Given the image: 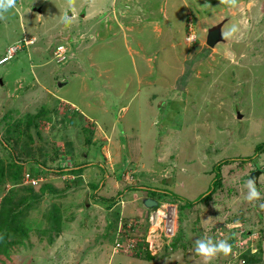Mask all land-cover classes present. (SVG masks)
I'll list each match as a JSON object with an SVG mask.
<instances>
[{
  "label": "rangeland",
  "instance_id": "1",
  "mask_svg": "<svg viewBox=\"0 0 264 264\" xmlns=\"http://www.w3.org/2000/svg\"><path fill=\"white\" fill-rule=\"evenodd\" d=\"M216 27L224 42L207 48ZM53 43L64 49L61 61ZM10 56L0 65V138L7 118L17 123L42 110L24 138L29 151L46 152L49 167L82 171L38 178L36 191L47 184L54 194L32 212L23 245L0 248V264H205L196 240L229 237L264 264V152L254 155L264 144V0H17L0 20V61ZM22 144L15 155L25 161ZM226 159L246 162L218 174ZM217 177L210 200L191 205ZM250 178L260 192L251 202ZM18 187L0 190V209L8 192L23 194ZM134 187L162 192L157 200L178 198H170L180 204L176 248L150 255L144 247L142 257L113 251L118 221L153 209L142 204L148 191ZM50 209L56 222L43 219ZM230 259L221 254L209 264Z\"/></svg>",
  "mask_w": 264,
  "mask_h": 264
},
{
  "label": "trees",
  "instance_id": "2",
  "mask_svg": "<svg viewBox=\"0 0 264 264\" xmlns=\"http://www.w3.org/2000/svg\"><path fill=\"white\" fill-rule=\"evenodd\" d=\"M44 116H45V112L40 110L36 115H33V116L29 115L25 118L24 121L19 120L17 123L16 121L8 122L9 121L8 118L6 119L5 130L1 134V138H0V151L2 152V154H7V159H3L0 156V190H2L6 184L19 185L20 187H18L19 189H17L16 191L17 192L22 191L21 193L23 194H18V196L16 195L13 196L14 194L13 193L14 190H13V191L8 192L7 196L3 198V203H2L3 205L0 209V248L4 247L6 249L7 248L9 249V247H13L18 244L23 245L24 241L28 239L29 232L32 231L31 226L33 225L35 226L34 223L29 221L30 217L32 216V212H34V210H36L39 207L38 206L39 201H41L42 197L45 194H54V190L51 185L45 184L44 186L40 187L38 191H36V188L32 185H22V179L25 176V174L34 178L35 180H39L38 178H40L41 175L45 172H48L55 176L60 177L64 174L78 176L82 171L81 169L82 167L77 168V166L63 167V166L58 165L56 166V168L49 167V165L46 163V157L48 155L46 152H42L38 150L36 153H34L32 151H29L30 149L29 147L31 146L27 145V141L24 138L27 137V131H29V128L32 125L36 126V124L34 123V119L43 118ZM21 124H24V128H22ZM20 141L23 143L22 145L25 148V151H24L25 152L24 155L26 156L24 158L26 159L25 161L20 160V158H18V156L15 155V152L19 147ZM86 142L91 143V137L88 138ZM7 152H10L11 156L8 155ZM263 152H264V144H260L256 147L254 155L263 153ZM54 157H55V154L53 155V159H55ZM58 158H57L58 161L56 162L61 163L62 161H64V158H61L59 156ZM236 161L246 162V159H243V160L242 159L240 160L226 159L218 163L214 168L215 170H217L219 174L221 167L234 163ZM26 165L28 166V171H25L24 169ZM81 166L88 167L90 165L84 164ZM212 184H213V189L208 194H205L200 199V201H195L191 203V205L196 204V203L202 204V203L209 201L211 196L220 187V177H217L216 179H214ZM97 188L98 186L94 187V189H97ZM135 188L141 191H146V192L148 191L147 195L151 198H156L157 196L156 194L162 193L156 190H152L148 187H134L133 189ZM171 197L178 199L177 197H174V196H171ZM170 198L168 200H170ZM164 199L163 201L161 200H157V201L164 202L166 201ZM101 201H104V198H101ZM114 201L115 199L106 200V202L108 203H113ZM52 208H55V207H51V209ZM50 211L44 212L42 214L44 218L43 217L42 218L46 219V221H49V223H51V220L53 222L54 221L56 222L57 220H59L58 219L59 217L57 216V214L53 211H51L50 213ZM135 220L138 222L140 219L139 217L138 218L135 217ZM38 225L39 224L37 222V226ZM117 226H118V223H117ZM117 226H116V229H117ZM145 227H146V224L144 225V227L141 225V228L145 229ZM180 227L182 230V225ZM60 230H61V227L60 229H56L55 231L58 232ZM124 231L127 232L126 228L124 229ZM181 236L183 235L182 234L180 235V230H179V233L177 232L175 238L172 239L169 246L176 248L178 243L181 242L179 240ZM231 240L232 238L229 237L228 241H231ZM242 249L243 248H241V251ZM249 253L250 251H248L247 249L246 250L244 249L239 259L243 260L244 263L247 262V264L259 263V261L256 259L254 262L249 261L250 256L254 255V254L249 255ZM135 255L142 257V255H139L138 253H135L134 256Z\"/></svg>",
  "mask_w": 264,
  "mask_h": 264
},
{
  "label": "built area",
  "instance_id": "3",
  "mask_svg": "<svg viewBox=\"0 0 264 264\" xmlns=\"http://www.w3.org/2000/svg\"><path fill=\"white\" fill-rule=\"evenodd\" d=\"M39 180L25 174L22 179V185H37ZM179 203L176 200H167L163 203H158L156 208L146 211L142 216L139 217V221L126 222L122 218L118 222V226L115 232V240L112 245L115 253H122L125 255H132L138 253L139 255L144 254V247H149V254L152 255V250L157 249L159 251L160 246L166 247L170 245L172 239L176 236L178 230V218H179ZM142 217V219H141ZM145 223L146 227L142 232V241H135L137 237L136 232L141 229V225ZM126 228L127 232L124 231ZM159 234L158 239L153 242V238ZM126 239L129 244L123 243L122 239ZM230 254V264H244L243 260H240L242 254L241 246L232 248ZM253 252V251H252Z\"/></svg>",
  "mask_w": 264,
  "mask_h": 264
},
{
  "label": "clouds",
  "instance_id": "4",
  "mask_svg": "<svg viewBox=\"0 0 264 264\" xmlns=\"http://www.w3.org/2000/svg\"><path fill=\"white\" fill-rule=\"evenodd\" d=\"M69 2L73 3L74 0H69ZM221 2L224 4L230 5V6H235L237 4V0H221ZM16 4H17V0H0V20L5 19V14L9 12V10L14 9L16 7ZM206 6L210 7L211 5H206ZM236 31H237L236 27L233 26L231 29V32L234 33ZM68 37L69 35L67 36V38ZM24 43L26 44L25 41ZM62 50H64L63 47L61 50H58L60 54V56L58 57L59 61L63 59L64 51ZM10 58L11 56L9 58H5L1 60L0 65L7 62ZM256 182L257 181L254 178H250L246 181V187L248 189L247 194H246V199L249 202L260 199V192L257 190ZM152 199L155 200L156 198H152ZM155 201L157 202V205H158L159 201H157V199ZM261 207H264V205H261ZM194 250L196 254L205 261V264H209V262L213 260L214 258H216L218 255L222 254L224 256H228L229 254L232 253L233 249H232V245L227 240L213 241L211 238H201V239L196 240Z\"/></svg>",
  "mask_w": 264,
  "mask_h": 264
},
{
  "label": "water",
  "instance_id": "5",
  "mask_svg": "<svg viewBox=\"0 0 264 264\" xmlns=\"http://www.w3.org/2000/svg\"><path fill=\"white\" fill-rule=\"evenodd\" d=\"M223 42L224 39L222 36L221 27L212 28L207 32L206 45L208 48H213L217 44ZM142 204L144 205L145 208H154L157 206V202L152 198L144 199Z\"/></svg>",
  "mask_w": 264,
  "mask_h": 264
},
{
  "label": "crops",
  "instance_id": "6",
  "mask_svg": "<svg viewBox=\"0 0 264 264\" xmlns=\"http://www.w3.org/2000/svg\"><path fill=\"white\" fill-rule=\"evenodd\" d=\"M70 21H71V20H70ZM71 22H73V21H71ZM73 27H75V26H74V25L69 26V27L65 30V31L67 32V33H66L67 36L70 35V34H72V32H73L72 28H73ZM77 28H78V27H77ZM221 32H222V31H221ZM64 35H65V34H64ZM58 37H60V36H58ZM53 44H54V43H53ZM59 46H62V45H59L58 43H57V44L55 43L54 45H52V49H53L55 52H58V49H59L58 47H59ZM52 53H53V52H52ZM9 60H10V59H9ZM9 60H8V61H9ZM8 61H7V62H8ZM7 62H5V63H7ZM5 63H4V64H5ZM70 108H71V107H70ZM77 111H78V110H77ZM77 111H72V109H70V112H71V113H78ZM79 116H80V117L82 116V118H83L87 123H89V122L92 121V120L89 119L88 117H85L84 115H82L81 112L79 113ZM70 117H71V116H70ZM73 118H74V120H77V119L73 116L71 119H69V121H70V120H73ZM83 119H82V120H83ZM74 120H73V121H74ZM79 121H80V120H79ZM75 122H76V121H75ZM71 123H72V122H71ZM92 123L94 124L95 122H92ZM72 125H73V124H72ZM75 126L80 127V128L82 129V125L80 126V124H78V123H75ZM88 164H89V163H88ZM88 164H86V165H88ZM89 167H90V166H89ZM144 193H146V192H144ZM126 194H127V193H126ZM145 197H149V196L147 195V196H145ZM145 197H144V198H145ZM150 198H151V197H150ZM119 205H120V208H121V211H122V207L125 206L126 203H119ZM141 209H142V208H139V211H140ZM139 211H138V213L141 214V215L145 213V212H139ZM121 214H122V213H121ZM124 220H127V219H124ZM129 220H131V219H129ZM112 256H113V253H112ZM112 256H111V257H112Z\"/></svg>",
  "mask_w": 264,
  "mask_h": 264
}]
</instances>
